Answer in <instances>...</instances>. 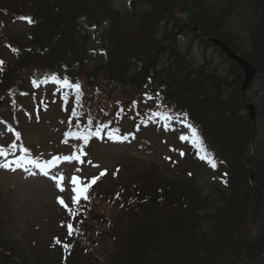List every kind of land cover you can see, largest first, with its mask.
Returning <instances> with one entry per match:
<instances>
[{
	"label": "trees",
	"instance_id": "1",
	"mask_svg": "<svg viewBox=\"0 0 264 264\" xmlns=\"http://www.w3.org/2000/svg\"><path fill=\"white\" fill-rule=\"evenodd\" d=\"M205 1L131 0L124 13L126 24L124 16L119 22L116 20L110 0H27V11L19 7L14 12L0 6V11L34 21L22 38L25 51L13 43L18 52L5 50L6 56L1 52L5 63L0 71V95L4 97L5 91L12 90L13 97L19 96L27 89V78L43 79L59 71L72 82L83 78L88 89L82 88V99H96L100 112L103 99L128 105L131 96L145 89L153 99L184 109L200 130L220 142L219 148L229 160L238 162L244 154L245 137L255 134L256 125L238 110L243 98L238 92L237 67L229 64L217 80L212 71L205 73L197 68L184 49L177 47L175 39L177 34L191 33V27L196 25L198 32L221 37L250 60L259 74L264 73V0L256 7L257 13L261 10L259 18L248 25L250 48L238 46L237 30L232 35L228 28L232 19L239 24L237 19L243 16L235 12L236 0L218 8L203 5ZM107 18L112 25H106L90 40L88 29L98 27ZM95 43L103 48L98 62L90 59L98 56L92 54ZM88 61L93 64L86 72ZM65 106L70 113L71 97ZM79 111L84 112L83 104ZM107 175L113 178L112 182L102 187V179L98 180L88 192L90 200L81 203L83 212L76 220L73 218V227L79 234L68 235L61 224L59 208L49 221L31 232L33 238L26 244L29 254L4 244L0 236V264H27L24 256L31 254L37 256L38 263L45 264L260 263L264 232L259 227L258 237H247L251 217L249 201L244 199L245 179L239 178L228 194L221 193L218 203L201 198L207 201L193 204L197 193L191 197L188 178L169 182L154 177L147 185L151 190L148 194L137 185L133 174L126 179L127 184L112 171ZM174 189L177 199H167ZM260 204L258 218L262 216L263 199ZM10 219L7 202L0 201L3 236L12 225ZM245 237L243 251L240 246L246 243ZM57 238L60 244L55 242ZM64 243L71 248L65 250Z\"/></svg>",
	"mask_w": 264,
	"mask_h": 264
},
{
	"label": "rangeland",
	"instance_id": "2",
	"mask_svg": "<svg viewBox=\"0 0 264 264\" xmlns=\"http://www.w3.org/2000/svg\"><path fill=\"white\" fill-rule=\"evenodd\" d=\"M25 1L27 0H0V6L3 8H10L9 12H14L20 8L22 10H26L27 8L24 6ZM112 4L111 11H114V16L116 20L120 21L121 16H124V12L126 11V2L128 0H110ZM260 0H236L237 7H235V12L240 15H245L248 17L247 20L244 18H238L239 24L235 22L233 19L229 22L228 28L230 32L234 35V31L237 30L239 35L238 42L244 41L250 38V29L248 27L249 22L255 23L259 18V14L255 13L256 7ZM232 4V0H206L203 2V5H210L211 7H224ZM28 5V4H26ZM20 7V8H19ZM254 9V11H253ZM125 10V11H124ZM252 12H254L252 14ZM7 20V18H4ZM126 17L124 16V23ZM245 20V21H244ZM118 21V22H119ZM244 24L242 25V22ZM241 23V24H240ZM114 25V24H113ZM246 33H244V28H246ZM25 23L23 21H16L12 23V25L6 28V25L3 29V34L6 37L8 35H12L13 38H10L9 43L12 41L17 45V48L23 50L22 38H24ZM242 36H241V35ZM5 36H3L5 38ZM12 39V40H11ZM181 43H184L180 40ZM180 45V43H178ZM4 56H6L5 49H1ZM201 52L195 48V46L190 51V55L193 56L197 62L202 63L203 58H201ZM212 66H217L218 57L210 58ZM87 68V67H86ZM84 70V69H83ZM86 71V70H85ZM218 73H223V69L219 66L217 67ZM84 73V72H82ZM32 82V81H31ZM264 73L261 72L257 77H255L253 81L252 88L248 90L245 94V98L248 102H251L256 105L257 108V125L259 127V138L255 140V150L252 147L251 153L253 154V159H251L255 168L259 170V177L262 183L264 184ZM45 86H50V88H42L32 94V99L30 105H40L43 106L44 110H42L43 121L36 123L35 120L28 118L26 120L22 118L17 119V124L20 125L21 133L23 134V140L27 148L31 151H38L42 154L54 150V146L58 144H62L63 147H60L57 150L60 154L70 155L73 151V146H75L76 151L79 152V147L82 144V141L75 140L72 138H68V143H62L65 139L64 133L69 130L68 128V116L71 115L69 110H65L67 108L64 104V101L60 99V93L57 91V88L47 84ZM134 96H131L133 98ZM148 97V96H147ZM149 100V99H148ZM153 100V99H152ZM151 100V101H152ZM43 101V103H41ZM133 101L143 102L145 105V100H143L142 94L136 96L132 99ZM154 101V100H153ZM151 102L149 108L138 109L137 106L135 109L131 107V111L129 112L130 118L138 117L139 121H143L145 119L150 120L153 123V128H149L142 132V134L129 136L126 141H116L115 144H101L99 143L90 144L84 146V151L87 153V156L83 157L84 163H79L73 161L71 163L67 161H63L59 163L57 167H54L50 170L51 175H58L63 173L65 176L64 191L61 192L59 188L56 186V182L51 180L48 176H44L41 173V170L38 168H32L31 173H35L32 175L30 173H16L13 171L0 170V195L6 201H9L11 205V213L13 214L14 220H16V225L11 226L6 230V233L3 231L0 232V236L3 237V243L7 244L11 247H18L23 249L22 252H29L30 249L26 248V240L20 237L22 231L26 230L27 222L26 219L34 220L37 219L39 223L45 222L52 216L53 211V203L58 201V197H62L65 199L67 196V200L72 201V197L75 195L74 192L71 191L72 185L70 184V178L72 175L76 174L81 176L85 180H90L93 176H98L101 171L107 170L106 174L100 177L101 182L99 186H107L109 185L113 178L108 176L110 170L113 167H117L115 171V175L119 181H122L123 184L126 183V179L132 177L138 180L137 185L142 187L143 192L148 194L151 193L149 191L147 185L154 179L157 180H166L169 182L175 181L181 177V180L187 179L184 176L186 174L192 173L194 180H187V190L191 191V197L195 195V202L193 204H199L201 202H205L207 200L201 198H207L209 202L218 203L222 199L220 195V191L214 188V185L211 184V179H208L204 176L200 169H197L192 161L188 159L186 156L191 149L193 148V152H197V147L193 145L190 140H181V135H190L187 131L180 128L179 126L172 125L177 124V122H166L160 121L158 122L156 116L152 115L154 112H159L162 114L168 113L173 117L179 116L180 114L176 112H172V109L169 107H165L159 101ZM29 104V102L27 103ZM93 103L89 100L86 101L85 108L87 110H91ZM46 106V107H45ZM128 107V108H129ZM39 113V112H38ZM33 116V115H32ZM117 116V115H115ZM151 119H150V118ZM155 117V118H154ZM85 123L87 122L88 116L85 117ZM80 121L82 116L79 118ZM64 121V123H61ZM111 128H118L120 130V134L124 135L127 133H133L130 129L127 130V133L121 131V126L117 124V120L112 119ZM170 125L169 128H165V125ZM75 125V119H73V126ZM95 125V124H94ZM178 125V124H177ZM160 132L157 134L156 129ZM19 129V128H18ZM20 130V129H19ZM106 139V138H105ZM110 142V141H109ZM18 145V144H17ZM16 151L20 152L19 149ZM181 152L183 155H181ZM202 154V153H200ZM200 154H198L200 156ZM252 156V155H251ZM166 157H170V159H166ZM49 160L48 157L42 158L39 160L41 163ZM92 161V164H89L87 161ZM187 160V161H186ZM207 161V160H206ZM93 165H99V167H93ZM125 166H129L126 170H124ZM80 168V172H76L75 169ZM180 170V174L176 175L174 171ZM202 174V175H201ZM178 177V178H177ZM205 178V179H204ZM99 179V180H100ZM98 181V180H97ZM179 186V185H178ZM176 189L167 194V199L175 200L179 195L175 193ZM159 193V191H157ZM1 199V198H0ZM176 202V201H173ZM79 204L73 205L72 203L69 205L72 209H79ZM41 221V222H40ZM258 227H262L264 232V215L258 218L257 224L253 226L254 230H250L248 238H252L253 235L258 237L260 235V230ZM27 232V231H26ZM254 233V234H253ZM262 234V233H261ZM246 241V243H245ZM244 245L241 244V249L247 244V238L245 237ZM260 240L259 242H261ZM240 249V250H241ZM29 250V251H28ZM246 251V248L243 249ZM29 254V253H28ZM37 255H39L37 253ZM24 261L27 264H45L38 263L37 256L33 254L24 256ZM261 259L258 261L260 262ZM264 264V259L261 263Z\"/></svg>",
	"mask_w": 264,
	"mask_h": 264
},
{
	"label": "snow or ice",
	"instance_id": "3",
	"mask_svg": "<svg viewBox=\"0 0 264 264\" xmlns=\"http://www.w3.org/2000/svg\"><path fill=\"white\" fill-rule=\"evenodd\" d=\"M21 20H26L29 24L34 23V21L31 19V17H20ZM11 48V45H9ZM13 52H18V49L11 48ZM5 61L0 60V71L3 70V65ZM47 83H53L57 86V91L62 92V100L64 101V104L67 105L69 98L73 97V106L71 108V115L68 119V128L69 130L64 133L65 139L62 141V143H68V138H72L75 140L82 141V144L79 147V152L76 151L75 146H73V151L70 155H63V156H53L50 160L44 161L41 163L36 158H33L29 155L30 150L25 147L24 145H17L15 142L10 144L8 147L11 149V151L14 153L17 149L21 153H23V156H16L14 159L9 160L7 157L9 156V152L4 149L3 146H0V156L5 157L3 161H0V168L3 169H9L11 171H16L17 168L24 169L25 171L29 172L32 175H35V173H31L30 169L26 167V164L34 165L36 168L41 170V173L44 176H48L51 180L56 182L57 188L61 192H63L64 189V180L65 176L63 173H60L58 175H51L50 170L54 167H57V165L60 162L67 161L69 163L76 161L79 163H84L83 157L87 156V153L84 151V146L89 144V141L92 138H96L98 140H103L107 138L108 140H111L113 142L116 141H126L129 136H135V133H127L124 135L120 134V130L118 128H111L110 124L111 121H108L107 123H100L97 122L95 125L93 123V118L91 116L87 119L86 125H81L80 123V117L84 115L82 111H79V109L82 107L81 101L83 98V91L81 84L79 81L72 82L68 76L61 77L57 74H48L43 79L40 77H37L36 79L32 80V86L35 88L40 87L41 84H47ZM146 99H152V97H147ZM43 103V101H41ZM137 106V101L132 102V108L135 109ZM46 107V106H45ZM67 110V108H65ZM124 111L123 108H121L117 113V117L121 116V113ZM156 116H162L165 120H177L180 124H182L185 128L189 130L190 135H181V140H190L194 146L197 147L198 154H200V159L207 160L208 163L211 165V167L215 168L216 162L213 156L210 155L208 152V149L205 146V143L202 139V136L199 133V130L187 120V113H183L179 116H170L167 114L162 113H154ZM37 120H39V114L37 112ZM73 118H75V125L73 126ZM61 123H64V121H61ZM143 123H147V121H143ZM170 125H165V128H169ZM139 130V125H137V131ZM17 139L20 138V133L15 132L14 129H12ZM181 155L183 153L181 152ZM166 159H170V157H166ZM24 161V162H22ZM89 164H92V161H87ZM15 165V166H13ZM93 167H99V165H93ZM76 172H80L81 169L77 168L75 169ZM107 170L101 171L98 176H93L90 180H85L81 176L78 175H72L70 178V184L72 185L71 191L75 193V195L72 197V204L76 205L79 203V200L83 198L84 200H90V197L88 196V192L92 189V186L96 184L97 180L100 179V177L104 176L106 174ZM191 175V173H189ZM119 196V194H117ZM58 202L64 206L66 209H68L69 214L72 215L74 218L77 215L76 212H73L72 209L69 208L68 204L65 203L64 199L62 197H58ZM68 229V235L71 236L74 234H79L78 229H74L73 225L69 223L67 225ZM57 244H60L61 241L57 238L55 241ZM63 247L65 250H69L71 248L70 244L64 243Z\"/></svg>",
	"mask_w": 264,
	"mask_h": 264
},
{
	"label": "water",
	"instance_id": "4",
	"mask_svg": "<svg viewBox=\"0 0 264 264\" xmlns=\"http://www.w3.org/2000/svg\"><path fill=\"white\" fill-rule=\"evenodd\" d=\"M212 41L215 44H217L226 53V55L230 59H232L235 63H237L239 65V67L243 70L244 78H243L242 86L240 87V89L245 87L250 82L252 75L255 72L254 68L245 59L236 55V53H234L227 45H225L219 39L213 38Z\"/></svg>",
	"mask_w": 264,
	"mask_h": 264
}]
</instances>
